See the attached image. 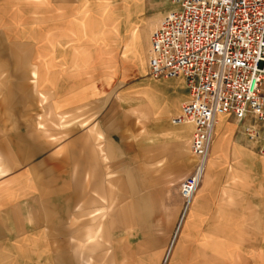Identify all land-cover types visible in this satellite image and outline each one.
<instances>
[{
    "label": "rangeland",
    "instance_id": "obj_1",
    "mask_svg": "<svg viewBox=\"0 0 264 264\" xmlns=\"http://www.w3.org/2000/svg\"><path fill=\"white\" fill-rule=\"evenodd\" d=\"M2 1L0 32L23 28L39 46L26 58L0 51L1 60L27 62V84L37 90V111L26 109V135L38 148L26 169L52 158L43 169L60 176L47 186L59 188L56 196L45 191L24 209L26 230H43L39 247L46 233L53 235L60 264H264V158L247 141L248 124L218 119L202 180L211 175L210 185L201 189V182L184 212L179 187L197 164L188 131L183 141L161 134L169 123L161 127L139 106L137 93L151 80L149 37L171 9L168 1ZM100 46L115 48L117 61L109 62ZM6 77L0 74V84ZM34 237L27 236L28 247ZM12 252L14 261L24 254L16 244ZM29 257L28 264H49Z\"/></svg>",
    "mask_w": 264,
    "mask_h": 264
},
{
    "label": "built area",
    "instance_id": "obj_2",
    "mask_svg": "<svg viewBox=\"0 0 264 264\" xmlns=\"http://www.w3.org/2000/svg\"><path fill=\"white\" fill-rule=\"evenodd\" d=\"M149 37L147 72L182 78L189 98L172 125L192 128L195 170L180 184L184 212L203 178L221 116L245 128L264 158V0H167Z\"/></svg>",
    "mask_w": 264,
    "mask_h": 264
},
{
    "label": "crops",
    "instance_id": "obj_3",
    "mask_svg": "<svg viewBox=\"0 0 264 264\" xmlns=\"http://www.w3.org/2000/svg\"><path fill=\"white\" fill-rule=\"evenodd\" d=\"M32 1L31 3L34 4L41 2V0ZM11 2L8 0L6 3ZM16 2L19 3L18 0ZM3 3L4 2L0 0V5ZM2 19L4 18L0 16V20ZM119 20L120 16L116 15L114 18V26L110 29V35H117L120 25ZM4 31L5 29L0 32V43L3 45L6 43L12 44H8L11 46V49H0V51L11 52L18 50L21 52L19 55L17 54L18 57L26 58L27 52L32 53L35 51L36 47H39L31 42L33 41L31 40L32 34L29 36L23 28H12ZM14 34L20 36V39L9 41L8 37ZM29 37L31 38L28 39ZM132 38H134L136 42L139 41L140 34L137 26H133L131 29V39ZM3 41L6 43H2ZM97 51L100 53L104 52L109 62L117 61L118 57L115 48L100 46ZM26 63L27 62L23 63L21 59H18V61L0 59V74H5V71L7 73L6 80L0 84L2 85L0 88V169L4 173V175L0 176V264H28V260H34V258L29 257H33V255H36L38 259L49 264H60L59 260L62 259H60L58 252V242L53 239L54 236H48V233H46L45 236L47 240L45 247H39L37 244L39 243L37 237L39 235L44 237L43 230L36 227L27 231V227L24 225V221H26L24 218V209L27 203L34 201L38 196L48 194L50 196H56L59 188L54 190L52 189L53 187L49 188L47 186H50V184L53 183L52 181H56L60 178L58 174L55 176L53 168L43 169L44 164H49L47 163V159L36 161L28 167L29 170L26 169L28 162L37 155V153H35L32 157H28L30 150L32 147L38 148V144L29 141L26 135L29 131L27 128L26 116L28 115L26 109L29 107L37 111L38 107L37 90H34V88L27 84V70L29 68ZM40 64L34 65L35 79L37 81L36 85L40 82ZM149 79L151 80L147 81L137 93L140 95L138 103L142 111L150 115L151 121L162 125L161 127H167L169 123L171 129L161 130V134L173 135L176 139L183 141L184 139H182L180 135L188 131L187 133L191 139L192 128L190 126H175L171 123V120L180 114L183 103L189 98L184 80L182 78L153 79L151 77ZM123 95L124 94H121L119 97L121 98ZM34 131H38L36 126ZM234 159L236 161L234 162L235 164H242L239 153H236ZM50 160H52V158ZM55 166L58 165L55 164ZM229 175L230 178H235L238 174L230 173ZM206 178L208 179L206 182L209 181L210 183L211 175L206 174ZM44 184L46 187H44ZM209 185L202 184L201 189L206 190ZM45 191H48V194ZM225 192L226 190H224L223 193ZM196 203L197 200L194 201V207ZM79 217L80 216H78V218ZM28 233L35 235L32 240L33 242L28 240L33 244V248L28 247L29 243L27 242V236L30 235ZM90 239H92V237L88 236V240ZM15 244L19 246V250L24 254L19 252L17 260L14 261L12 260V247H15ZM32 252H34V254H32ZM28 253L29 256L27 255Z\"/></svg>",
    "mask_w": 264,
    "mask_h": 264
},
{
    "label": "bare ground",
    "instance_id": "obj_4",
    "mask_svg": "<svg viewBox=\"0 0 264 264\" xmlns=\"http://www.w3.org/2000/svg\"><path fill=\"white\" fill-rule=\"evenodd\" d=\"M225 117L224 116H221V117H219V119H224ZM219 121V120H218ZM218 124V123H217ZM214 142V141H213ZM213 145V144H212ZM211 149H212V147H211ZM211 153V152H210ZM214 153V152H213ZM209 156H210V154H209ZM211 158H213V154H212V156H211ZM208 159H209V157H208ZM208 159H207V161H206V164H205V169H204V174H205V170H206V166H207V162H208ZM234 162H236L235 161V159H234ZM210 163V162H209ZM204 174H203V177H204ZM202 180H203V178H202ZM202 180H201V182H202ZM206 180H208L207 178L202 182V184H204V185H209L210 183H209V181H207L206 182ZM201 182H200V184H201ZM200 184H199V186H200ZM198 186V187H199Z\"/></svg>",
    "mask_w": 264,
    "mask_h": 264
}]
</instances>
